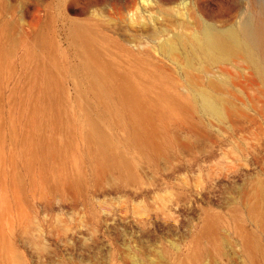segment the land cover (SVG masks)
<instances>
[{
  "label": "rangeland",
  "instance_id": "374dc122",
  "mask_svg": "<svg viewBox=\"0 0 264 264\" xmlns=\"http://www.w3.org/2000/svg\"><path fill=\"white\" fill-rule=\"evenodd\" d=\"M255 23L264 0H0V264H264V79L200 43ZM89 61L143 89L147 144Z\"/></svg>",
  "mask_w": 264,
  "mask_h": 264
},
{
  "label": "bare ground",
  "instance_id": "6f19581e",
  "mask_svg": "<svg viewBox=\"0 0 264 264\" xmlns=\"http://www.w3.org/2000/svg\"><path fill=\"white\" fill-rule=\"evenodd\" d=\"M83 36V35H81ZM84 37V36H83ZM82 50L84 51L87 49L88 51L92 49V43L88 42V38H82ZM88 39V40H87ZM201 45L204 47L205 52L209 56H214V53H224L229 51L230 49H237L239 46H243L246 50L247 56L256 70L259 72L261 77L264 79V26L257 25L256 23L253 25L247 24L245 29L244 37L239 40L235 38L232 34L227 35H217L212 34L210 32H206L205 35L200 40ZM169 48H173L172 43L166 42L165 43ZM94 48V47H93ZM85 50V51H87ZM84 51V52H85ZM89 56H91L93 51H89ZM92 52V53H91ZM86 55V54H85ZM94 56V55H92ZM88 58V57H87ZM91 59V57H90ZM88 58V60H90ZM97 59V58H96ZM98 60V59H97ZM91 61H89L90 64ZM94 62V61H93ZM94 64V63H93ZM90 64V72L92 73L95 84L97 87L100 88L102 94L108 95L109 93L116 92L119 97L125 102L129 109L125 110L127 117L131 120L132 124L134 123L137 125V134L133 137L135 142H138L142 145L147 144L146 135H142L144 132V124L148 122V115L144 108L141 106V97L143 94V89L138 88L133 82H129L127 78L123 79L116 78L109 76V73L112 67L110 68L107 64H102L96 66H91ZM114 72V71H113ZM112 75V74H111ZM216 83H213V86H216ZM99 90V89H98ZM199 96L201 99L202 106L215 115H222V106L224 105L225 101L224 98L214 95L211 92L206 90H202L199 92ZM134 125V126H135ZM99 139L104 138L103 133H98ZM100 145V144H99ZM102 146H104L102 144ZM100 147V146H99ZM100 151L102 154L101 157V165H112L113 160L112 156L108 154L105 148L100 147ZM118 165V164H116ZM121 164L119 163V166ZM119 166L117 168H119ZM121 167V166H120ZM125 167V166H124ZM121 169V168H120Z\"/></svg>",
  "mask_w": 264,
  "mask_h": 264
}]
</instances>
